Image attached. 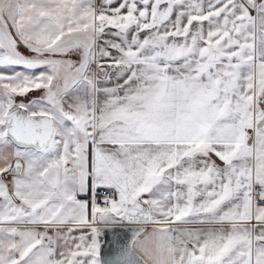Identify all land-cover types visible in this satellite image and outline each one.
Masks as SVG:
<instances>
[{
	"label": "snow or ice",
	"instance_id": "obj_1",
	"mask_svg": "<svg viewBox=\"0 0 264 264\" xmlns=\"http://www.w3.org/2000/svg\"><path fill=\"white\" fill-rule=\"evenodd\" d=\"M0 264H264V0H0Z\"/></svg>",
	"mask_w": 264,
	"mask_h": 264
}]
</instances>
